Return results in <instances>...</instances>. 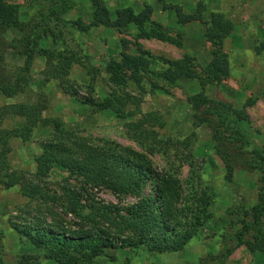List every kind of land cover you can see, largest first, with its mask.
<instances>
[{
  "label": "rangeland",
  "instance_id": "obj_1",
  "mask_svg": "<svg viewBox=\"0 0 264 264\" xmlns=\"http://www.w3.org/2000/svg\"><path fill=\"white\" fill-rule=\"evenodd\" d=\"M15 6L17 14L7 31L6 38L19 37L18 26L27 21L39 8L36 0H1ZM64 24L56 50L76 55L68 76L61 82L45 80V57L31 62V84L23 93L10 98L0 94V108L10 105H36L42 111L41 119H58L67 130L84 139L87 148H101L112 154L123 155L129 150L140 155L153 173L171 174L179 183L182 197L191 185L194 169L199 177L194 182L197 191H203L210 200L211 218L199 227L187 244L176 252L156 253L140 248L105 250L92 256L88 250H71L72 264H264V253L251 252L244 245L235 246L233 235L241 223L252 222L257 203L258 175L234 166L231 179H227L222 155L233 157L236 147L244 141V149H264V0H106L110 16L117 10L131 8L139 13L144 6L152 8L148 23L127 24L120 30L90 28L92 7L87 0H58ZM198 4L203 6L205 23L180 24L175 8L163 10V5L177 7L182 14L195 13ZM219 13L233 24L232 33L223 41L221 53L229 64V73L216 85L203 90L206 97L244 110L247 120L236 121L232 116L212 113L216 123V136L206 124H195L189 104L190 98L201 91L197 79L183 78L169 83L161 78L168 67L166 62L187 63L194 74L205 76V68L215 46L204 37L210 15ZM51 26L57 25L55 21ZM44 48L52 47L48 36ZM145 51L152 57L148 72L141 75L139 84L131 81L118 86L112 83L106 68L119 62L120 53L136 55ZM68 52V53H69ZM8 67L22 66L24 57L7 53ZM127 74V72H126ZM156 85V86H153ZM157 87V88H155ZM68 91V92H67ZM110 94L125 100L124 118L110 110H99L81 101L102 102ZM72 95V96H71ZM250 103V104H247ZM147 114L155 119L150 120ZM145 116L147 118H145ZM220 120L222 123L220 124ZM141 122L145 137L133 138L127 125ZM25 117L3 115L0 130L21 128ZM219 123V124H218ZM198 125V126H197ZM51 126L40 123L28 140L10 137L5 153V174L16 173L21 180L11 188L0 184V233L3 246V264H18L22 256L35 257L39 264H60L45 258V249L37 248L18 235L14 224L37 220L42 227L57 226L71 233L81 225L77 217L67 214V199L62 190H74L82 214L89 207L115 206L118 209L133 205L142 197L154 196L156 182L147 181L139 195H117L105 187L87 185L83 178L71 175L65 168L55 165L46 179H35L36 157L43 144L54 141ZM176 141L184 144L176 143ZM0 144V153L2 151ZM218 149V151H217ZM75 157L81 160L80 152ZM227 157V156H226ZM195 176V175H194ZM36 184L42 197L29 199L22 195L23 186ZM51 197L53 199L50 200ZM182 201L176 205L183 207ZM122 213V211H121ZM264 230V215L261 217ZM232 249L228 256L225 248Z\"/></svg>",
  "mask_w": 264,
  "mask_h": 264
},
{
  "label": "trees",
  "instance_id": "obj_2",
  "mask_svg": "<svg viewBox=\"0 0 264 264\" xmlns=\"http://www.w3.org/2000/svg\"><path fill=\"white\" fill-rule=\"evenodd\" d=\"M36 1L39 8L27 21L19 24V37L7 39L6 34L13 24L17 8L0 0V94L6 98L23 93L31 84L30 67L35 58L46 59V68L43 71L45 80L57 79L61 82L68 76L72 61L76 59V55L69 51L68 53L56 50V45L62 36L60 26L64 24L61 12L64 13L65 9L56 11L54 6L59 3L58 0ZM87 1L92 7L90 28L120 30L130 23L137 26L148 23L152 16V8L144 6L139 13H134L131 8H124L115 11L114 17H111L105 6L106 0ZM154 1L164 3V0ZM171 8H175L180 24L205 23L201 4H198L193 14H182L177 7L163 5V10ZM53 21L57 25L51 26L50 23ZM233 28L232 22L225 19L222 14L210 15L206 22L204 37L215 46V50L205 68V76H197L187 63L181 62H166L169 63L168 67L160 74L161 78L169 83L183 78L197 79L201 91L189 100L193 119L195 124H206L210 130H213L212 137L215 141L218 137L212 113L217 114L220 111L232 116L236 121L247 120L243 109H233L228 104L209 99L203 93L206 86L218 84L229 73L227 57L221 53V46L232 33ZM48 36L53 38V43L51 48L45 49L44 41ZM7 53L24 57L22 66L8 67L4 61ZM151 63L152 57L145 51H140L136 55L122 52L119 62L109 63L106 72L110 74L111 81L115 85L121 86L128 81L139 84L141 75L148 72ZM125 100L116 94H110L102 102L86 100L81 103L89 104L98 111L110 109L117 118L123 119ZM41 111L42 109L40 110L36 105L25 104L0 108V117L3 115L25 117V123L21 128L10 131L0 130V144L3 147L0 153V184L5 188H11L21 180L16 173H4L7 168L5 162V153L8 152L7 140L10 137L28 140L39 123L45 127L51 126L55 140L43 144L42 152L35 159V179L38 181L46 179L51 169L58 165L71 175L83 178L87 185L105 187L117 195H139L147 181L153 179L156 182L153 197H142L135 204L122 209L112 205L103 207L92 205L86 214H82L83 206L80 205L75 191L68 187L62 188L67 199V205L63 207L64 211L77 217L81 223L76 231L66 233L57 226L45 228L37 220L13 225L18 235L37 248L43 247L46 250L44 255L46 259L60 264H72L70 252L75 249L88 250L92 256L117 248L143 247L149 252H176L182 249L195 231L211 218L209 197L205 192L194 188V182L199 181V177L195 178L198 175L194 169L191 170L193 174L189 179L191 185L182 197L178 181L169 173L161 176L153 173L150 167L141 162L140 155L129 150H123V155H119L101 148H87L84 139L67 130L60 120L41 119L39 117ZM147 117L150 120L155 119L152 114H147ZM127 127L129 131H133V138L139 140L145 137L141 122L130 123ZM176 143L184 144L185 141H176ZM244 145L245 142L241 141L233 157L222 155L227 179H231L234 166L258 175L257 203L253 209L252 222L249 224L242 222L232 240L236 247L244 245L251 252L264 253V230L261 227V217L264 215V149L248 151L244 149ZM75 150L80 152L81 160L75 157ZM21 192L29 199L43 196L39 186L33 183L30 186H23ZM49 198L53 201L51 197ZM182 201L185 205L177 209L176 205ZM1 237L0 233V264H3ZM231 251L232 249L225 248L224 255L228 256ZM18 264H39V261L35 257L22 256Z\"/></svg>",
  "mask_w": 264,
  "mask_h": 264
}]
</instances>
